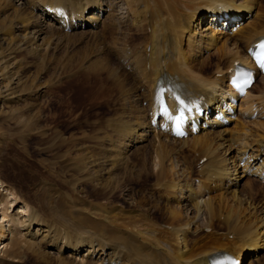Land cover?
<instances>
[{
    "label": "bare ground",
    "instance_id": "6f19581e",
    "mask_svg": "<svg viewBox=\"0 0 264 264\" xmlns=\"http://www.w3.org/2000/svg\"><path fill=\"white\" fill-rule=\"evenodd\" d=\"M0 4L11 6L23 20L16 25L23 38H14L13 43L18 40L30 55L47 49L48 41L37 44L47 30L108 39V55L125 79L120 81L125 87L123 107L111 126L108 123L111 138L101 144L108 154L93 157L86 166L109 176L125 168L132 148L150 138L158 159L157 169L150 173L155 176L151 195L134 198L128 206L97 204L90 210L71 206L65 211L50 206L53 217L57 214L56 220L69 228L53 223L52 216L42 219L25 203L30 239L24 240L31 248L57 246L59 264H211L221 254L233 256L234 264H247L249 257H256L250 264L261 260L264 191L255 198L249 188L253 183L264 188V74L262 85L255 83L244 97L238 98L230 86L237 63L254 66L250 52L264 38L259 0H0ZM9 37L2 39L9 43ZM210 49L215 51L205 56ZM6 55L14 60L16 51ZM118 76L114 74L116 80ZM194 99L203 107L196 131L189 125L188 137L173 136L171 121L160 115L162 102L176 112ZM187 149L195 165L188 156L180 158ZM245 177L248 181L240 188ZM8 229L0 224V245L6 249Z\"/></svg>",
    "mask_w": 264,
    "mask_h": 264
},
{
    "label": "rangeland",
    "instance_id": "374dc122",
    "mask_svg": "<svg viewBox=\"0 0 264 264\" xmlns=\"http://www.w3.org/2000/svg\"><path fill=\"white\" fill-rule=\"evenodd\" d=\"M259 4H262L264 10V0H259ZM245 16L244 19H247L248 14L245 13ZM22 21L11 6L0 4V224H4L7 229L14 228V232L8 229L9 238L6 241L10 243L9 248L3 247L4 244L0 245V264H59L55 252L57 246L49 245L47 249L38 244L31 248V244L24 240L30 239L26 233L29 211L24 210V204H29L31 208L28 209L36 211L42 219L49 220L52 216L51 220L55 219L53 223L69 228L62 219L56 220L57 214L53 217L50 206L60 208V211L70 209L71 206L74 207L72 210L79 207L90 210L97 204L128 206L134 198L140 200L146 195H151L149 188L155 182V176L150 173L157 169L155 164L158 159L155 160L156 152L152 146L154 141L150 138L149 141H142L133 147L128 153L129 164L126 169L118 168L108 176L98 173L96 175V167L86 166L85 162L93 157L108 154L101 144L107 143L111 138L110 132L113 131L110 129V122L116 113L122 110L124 75L117 73V61L108 55V39L105 37L97 41L94 37H83L76 33L67 35L58 30H47L38 42L36 41L37 44L48 41L47 49L30 55L29 48L22 49L18 44L24 32L16 28V25H21ZM6 36L11 37L9 43L2 39ZM14 38L20 40L13 43ZM12 49L16 51V57L9 60L6 53ZM214 51L210 49L205 56ZM215 59L214 61H218ZM115 73L119 75L117 80L114 78ZM260 76L256 83L262 85L259 82ZM188 152V149L181 152L180 158L188 156L191 164L195 165L193 153ZM81 168L87 173L82 174ZM110 175L119 177L114 179ZM84 177H87L86 180ZM79 179L82 180L81 184ZM92 179H96L98 183ZM247 181L248 177L241 179L239 187ZM253 184L254 188L250 187L249 190H253L255 198L262 197L264 188L261 184ZM53 200L56 201L55 204ZM66 202L70 206H67ZM17 212L18 215L15 216ZM14 219L15 223L12 221ZM217 220L216 217L214 223L217 224ZM32 239L38 241L40 238ZM45 252H50L51 255L45 256ZM68 252L69 250H66L64 253ZM250 258L256 257H249L247 264H250ZM259 258L261 260L254 264H264V250L260 251Z\"/></svg>",
    "mask_w": 264,
    "mask_h": 264
},
{
    "label": "snow or ice",
    "instance_id": "6c2138e0",
    "mask_svg": "<svg viewBox=\"0 0 264 264\" xmlns=\"http://www.w3.org/2000/svg\"><path fill=\"white\" fill-rule=\"evenodd\" d=\"M260 47H261L262 49H264V44H262ZM258 62L260 63V66H261L262 68H264V51H262L261 54H260V56L258 57ZM242 75H245V76L248 77V79H246V80L244 81V84H245V85H246V84H249V83L251 82L250 74L245 73V74H242ZM237 86H238V87H241V85H237Z\"/></svg>",
    "mask_w": 264,
    "mask_h": 264
}]
</instances>
